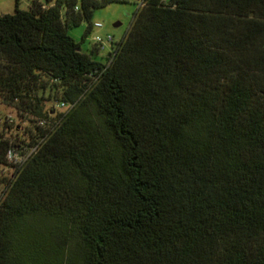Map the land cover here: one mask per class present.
Listing matches in <instances>:
<instances>
[{"label":"trees","instance_id":"obj_1","mask_svg":"<svg viewBox=\"0 0 264 264\" xmlns=\"http://www.w3.org/2000/svg\"><path fill=\"white\" fill-rule=\"evenodd\" d=\"M45 1L0 15V264H264V0H138L105 64L67 30L126 0Z\"/></svg>","mask_w":264,"mask_h":264},{"label":"rangeland","instance_id":"obj_2","mask_svg":"<svg viewBox=\"0 0 264 264\" xmlns=\"http://www.w3.org/2000/svg\"><path fill=\"white\" fill-rule=\"evenodd\" d=\"M33 1L18 0L17 2V0H0V15H12L15 13L17 7L20 10L29 11ZM38 1L46 3L45 0ZM138 8V0H126L95 9L92 24H102V28H93L86 36L88 23L84 21L80 25L68 28V34L80 45L84 53L88 54L93 60L105 64L107 63V56L111 51L112 44L106 43L105 48L102 49L95 44L94 38L101 37L105 39L107 35H111L115 40V44L122 41L130 29ZM115 25L118 26L116 27ZM0 112L2 115L12 116L16 123L19 120L18 112L12 106L0 105ZM1 194L2 188L0 187Z\"/></svg>","mask_w":264,"mask_h":264},{"label":"built area","instance_id":"obj_3","mask_svg":"<svg viewBox=\"0 0 264 264\" xmlns=\"http://www.w3.org/2000/svg\"><path fill=\"white\" fill-rule=\"evenodd\" d=\"M168 1V0H164ZM102 24H96L93 28H102ZM95 44L100 46L102 49L105 48V44L109 43L112 44L115 42L113 36L107 35L105 39L101 37L94 38ZM58 108L63 112L70 109V106L66 103H59ZM7 124V129L10 130L9 133H13L12 129L15 126V119L12 116H8L5 120ZM43 124V123H42ZM37 147H28L27 145L21 146V148L14 147L13 145L10 146L6 153V166H0V176L3 177H11L13 173L22 167L36 152Z\"/></svg>","mask_w":264,"mask_h":264},{"label":"water","instance_id":"obj_4","mask_svg":"<svg viewBox=\"0 0 264 264\" xmlns=\"http://www.w3.org/2000/svg\"><path fill=\"white\" fill-rule=\"evenodd\" d=\"M116 27L118 26V25H115Z\"/></svg>","mask_w":264,"mask_h":264}]
</instances>
